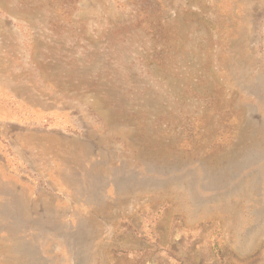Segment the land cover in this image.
Instances as JSON below:
<instances>
[{
  "label": "rangeland",
  "instance_id": "374dc122",
  "mask_svg": "<svg viewBox=\"0 0 264 264\" xmlns=\"http://www.w3.org/2000/svg\"><path fill=\"white\" fill-rule=\"evenodd\" d=\"M0 264H264V0H0Z\"/></svg>",
  "mask_w": 264,
  "mask_h": 264
}]
</instances>
